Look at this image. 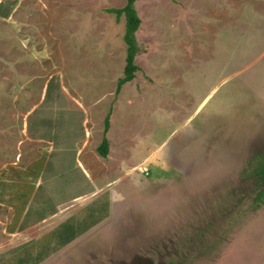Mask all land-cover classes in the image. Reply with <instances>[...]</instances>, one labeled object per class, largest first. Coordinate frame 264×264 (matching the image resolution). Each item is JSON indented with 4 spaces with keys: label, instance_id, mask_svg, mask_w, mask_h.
Segmentation results:
<instances>
[{
    "label": "rangeland",
    "instance_id": "rangeland-1",
    "mask_svg": "<svg viewBox=\"0 0 264 264\" xmlns=\"http://www.w3.org/2000/svg\"><path fill=\"white\" fill-rule=\"evenodd\" d=\"M125 4L0 0V264H264V0H137L115 100Z\"/></svg>",
    "mask_w": 264,
    "mask_h": 264
},
{
    "label": "trees",
    "instance_id": "trees-1",
    "mask_svg": "<svg viewBox=\"0 0 264 264\" xmlns=\"http://www.w3.org/2000/svg\"><path fill=\"white\" fill-rule=\"evenodd\" d=\"M136 1L137 0H126V4L124 7L120 9H108L106 11L109 14L115 15L117 19L124 18L125 20V34L123 40L127 46L126 65L124 68L123 77L120 78L117 82V87L114 96L115 100L120 94L121 88L124 85L132 82L135 79V75L139 70L135 63L136 56L138 53L136 33L140 28L141 19L135 7ZM112 112L113 111L111 108L104 119L102 140L100 145L96 149L98 155L103 159L107 158L110 151V145L108 142L107 135L110 129V120ZM250 168L252 170V174H258L260 176L262 191L258 194V199L262 200L264 199V155H258L254 157ZM99 222L100 221L95 220L91 223H87L85 221H80L76 218H69L45 239H42L39 242L36 241L26 245V248L29 247L31 249H36V256L34 258L24 257L23 259H20L19 264H40L51 254L57 252L79 236L83 235L89 229L97 225Z\"/></svg>",
    "mask_w": 264,
    "mask_h": 264
}]
</instances>
